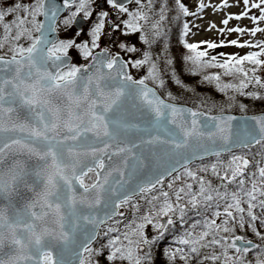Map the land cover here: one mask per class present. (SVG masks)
I'll use <instances>...</instances> for the list:
<instances>
[{"label": "snow or ice", "instance_id": "obj_1", "mask_svg": "<svg viewBox=\"0 0 264 264\" xmlns=\"http://www.w3.org/2000/svg\"><path fill=\"white\" fill-rule=\"evenodd\" d=\"M94 2L64 0V8L76 5V11L63 21L65 27L81 12L83 18L88 19L92 15L90 6ZM175 2L179 11L187 16L189 13L184 4L180 0ZM106 3L118 12L128 14L129 19L123 21L127 30L125 35L141 32L140 22L149 19L142 11L144 5L141 0H135L141 9L136 12H129L127 6L118 0H106ZM244 3L248 4V0H244ZM261 4H264V0H261ZM200 7L203 8V4ZM252 7L259 8L261 5L253 4ZM20 12L24 13L23 17L16 15L11 23H3L6 16ZM57 12L56 5L50 2L46 5V0H35L32 5L16 3L14 7H8L7 11H0L4 32L0 49L7 44L11 53L10 58L0 56V264H100L98 258L102 255L108 264H152L151 248L164 238L168 226L174 224L172 216L177 209L179 219L185 222V207L179 203L185 197L188 198L187 205L193 209L211 207L213 200H217L216 207L219 208L218 201L224 200L223 215L226 218L217 224L216 218L222 215L217 211L213 213V219L205 218L202 222L191 224L177 241L187 248V252L185 247L168 251L166 255L169 261L179 254L184 264H189L191 260H195L196 264H205V261H211V264H217L218 261L220 264H244L252 241L235 236L229 243L226 236L220 233L231 234L235 227H245L242 203H247L250 220L257 219L252 209L258 195L264 197V168L259 169V187L257 179H253L251 187L245 188V180L238 177L244 176L243 170L248 165L246 159L233 157L222 176L212 165V172L221 181L237 183L239 191L232 193L227 190L222 193L210 182L198 178L195 172L187 168V163L193 157H202H198L195 151L179 150L189 149L191 142L202 135L198 131L196 119L202 114L166 103L157 95L154 87H149L151 82L163 89L164 80L160 78L156 63H150L148 53L144 54L142 60L135 61H124L118 55L110 54L108 48L93 55V50L99 47L107 12L99 13L98 22L89 33L90 45L88 42L76 43L74 38H50L57 31ZM37 16L47 17V25L39 22ZM164 18L162 8L159 20L151 25L154 38L162 35L160 29ZM260 19L264 20V15ZM26 22L31 24V29L25 27ZM223 23L227 25L228 20ZM114 28L119 29V25H114ZM184 28L187 31L188 25L185 24ZM232 31L244 30L236 28ZM258 31L264 29L256 28L251 34L254 36ZM34 32L38 35H34ZM76 35L79 36L80 32ZM140 39L145 44L150 43L144 35ZM21 40L26 41L27 46L21 44ZM231 43L237 44L236 41ZM255 46L262 51L241 58L228 57L223 63H218L214 56L205 61L203 58L207 53L197 51L198 45L186 44L191 54L184 56V61L190 63L188 71L192 75H198L211 67L223 69L224 76L239 78L238 83H224L220 75L203 77L209 84L215 83V88L220 92L233 90L243 96L246 94L244 90L253 81L264 89V82L258 77H248V71L255 72L254 68L245 70L240 67L246 61L256 66L264 64L257 58L264 55V44ZM207 47L214 49L218 45L208 43ZM72 48L77 50L83 60L91 58V62L74 63L69 55ZM119 48L129 53L137 51L135 47H126L124 43L119 44ZM129 63L133 68L149 64L147 75L140 79L134 78L127 71ZM166 64H171V61H166ZM172 76L175 78V73ZM175 83L181 84L179 79ZM247 95L264 100V96L257 97L254 92ZM168 98L175 99L171 93H168ZM229 100L235 101V97L229 96ZM239 107L243 111L245 106L240 104ZM185 114L192 117L190 126ZM134 118L144 119L147 127L140 129L139 125L131 123ZM209 119L215 121L218 118ZM233 119L227 117L226 129L229 133ZM249 119L254 120L255 125L245 127L243 136L238 130L235 133L237 139L245 145L253 141L256 144L264 143V116ZM204 125L207 126V121ZM132 128L149 132L156 129L157 133L162 131L164 135H152L136 142L128 138ZM226 129L221 128L220 131ZM208 139H213V136L209 135ZM221 139L227 143L231 135L221 136ZM142 145L153 146L148 150L149 156H155L158 151L169 159L181 157L185 161L182 165L185 168L184 175L198 183V191H193L192 183H184V186L171 193L163 191L161 187L158 195H149L157 189V185L163 186V173L144 182L140 173L147 167L149 156H137L133 152L134 148ZM209 151L219 156V152L214 149L204 148L205 154ZM113 157L121 159L118 163H112ZM105 158L110 163H106ZM176 171L172 167L167 174ZM200 171L207 169L202 168ZM180 179V174L174 177V181ZM133 180L136 182L133 183ZM167 187L173 189V183ZM135 196H141L149 205L145 214L139 217L141 222L133 220L126 224L122 233L119 228H106L103 235L109 237L107 243L94 248L93 244L101 237V228L106 221L122 215L119 209L129 205ZM259 204L264 211V199ZM131 206L136 212L140 211L139 204ZM97 210L103 211L104 216L101 217ZM234 212L241 215L237 217ZM163 217H168L166 223L160 222ZM146 224L157 230L156 239L145 237ZM197 227L202 229L198 233L195 231ZM113 232L117 235L111 236ZM256 235L260 234L257 232ZM237 241L246 246H238ZM145 246L149 251H144ZM215 246L221 248L220 255L213 251L201 258V249ZM228 249H234L237 256L229 255ZM261 257H264V250H261ZM261 257L257 258V264H264V258Z\"/></svg>", "mask_w": 264, "mask_h": 264}, {"label": "trees", "instance_id": "obj_2", "mask_svg": "<svg viewBox=\"0 0 264 264\" xmlns=\"http://www.w3.org/2000/svg\"><path fill=\"white\" fill-rule=\"evenodd\" d=\"M34 3L35 0L32 2V4ZM180 3L184 4V6L188 9L189 14L187 16H185L179 11L175 0H152L151 4L149 3V0H141V4L144 5L142 11L148 16L149 19L147 21L140 22L142 25L140 37L141 35L146 36L150 43L145 44L143 40H141L142 56L139 60H142L144 58V54L148 53L151 57L150 63H156L157 70L160 72V78L164 80L163 89L156 87L161 93V95L166 99L170 100L168 98V93H171V95L175 97V99L170 101L183 103L193 107L195 110H203L208 113H234L239 115L264 113V100L253 99L251 96L247 95V93L254 92L256 93L257 97L264 96V89H261L258 85H256L255 81L249 84L248 88L244 90L246 94L242 96L234 92L233 90H228L226 93L220 92L215 88V83L209 84L207 81H204V75H220L221 80L224 83L239 82V78L234 79L230 76H224L223 69L209 67L207 69H204L198 75L190 74L188 68L191 65L190 63H185L184 56L191 54L185 47L186 44H191L187 39V34L189 33L190 28L191 13L189 11V6L187 5L186 0H180ZM32 4L30 3L29 5ZM162 8L164 9L165 17L164 20L161 22L160 30L162 35H160L158 38H154L151 25L159 20ZM16 15H20L22 17L21 13L15 14L11 18V21L16 18ZM29 19L30 18H28V20ZM185 24L188 25L187 31H185L184 28ZM25 27L31 29L32 26L30 23L26 22ZM33 34L35 35V32ZM3 36L4 32L2 31V33H0V41L3 40ZM20 43L24 44V46H27V42L24 40H21ZM261 44H264V42ZM257 45L260 44L257 43ZM197 51H204L207 53V55L203 58L205 61L210 60V58L214 56L216 57V62L223 63L228 58V56H225L218 49V47L214 49L208 48L206 44L198 46ZM261 51L262 49L256 46L252 53H257ZM252 53H246L241 56L234 57L241 58ZM0 56H11V53L8 51L7 44H5V47L3 49H0ZM257 58L261 61H264V55L258 56ZM168 60L171 61V64H166V61ZM259 66L263 67L264 64ZM259 66L253 65L252 63L246 61L240 67H243L245 70H250L254 68L255 72L248 71V77L251 78L253 75L259 77ZM148 67L149 64H144L143 66L138 68L140 78H143L145 75H147ZM173 73H175V78H173L172 76ZM261 78L264 79L263 77ZM176 79L180 80V85H177L175 83ZM149 84L153 85L151 82H149ZM181 85H183V87H181ZM229 96H234L235 101H230ZM240 104H243L245 106L243 111L239 107ZM233 157H246V160L248 161L246 169L243 170L244 176L238 177V179L242 178L245 180L244 187L250 188L253 179H257L259 187V169L260 167H264V143H261L252 148L243 149L236 152H230L207 160L199 161L193 163L187 168L195 172L198 178H203L206 182H210L213 187L218 188L222 193L225 190H227L228 193H232L239 191L237 183L233 182L229 184L227 183V181H221L219 176L215 175L212 172V165L216 166L217 172H219L222 176L224 175L225 170L228 168V164ZM202 168L207 169V171H200V169ZM184 173L185 169L178 173L181 176L180 180L174 181V176L171 179L165 181L163 183V186L159 185L157 189L149 195H158L161 187L163 188V191H169L171 193L174 189H178L179 187L184 186V183H192L193 191H198V183L196 181L188 179L186 175H184ZM253 174H255V177L253 176ZM169 183H173V189H169L167 187ZM261 199H264V197H260L258 195L257 200L253 202L255 204V207L252 209V211L253 214L257 216V219L255 221H251L247 215V203H242L241 207L245 209V212L243 213L244 220L246 222L245 227L239 228L237 226L235 227L234 232L231 234H224L222 232L220 233V235L226 236L229 243H231V240L234 239L235 236H241L245 240L254 241L257 244L258 247L253 250H250L247 256L244 257V264H257V258L261 257V250H264V239H261V237H264V223H262V221H264V211H262L259 204V201ZM218 202L220 207H225L224 200H219ZM216 204L217 200H213L211 202V207L200 206L198 208L193 209L190 205H187L186 202L187 209L185 210V222H181L178 216L173 218L174 224L168 226V230L165 232L164 238L160 239L151 248L152 264H184V261L180 260L179 254H177L175 259L170 262L168 256L166 255V252L174 251L178 247H185L178 244V238L183 235L186 229L190 228L191 224L197 221L202 222L205 218H207L208 220L213 219V213L218 209L216 207ZM138 214L139 213H136L134 216L133 213H130L126 216L121 215L113 221L109 222L108 225L102 228L101 237L98 238L96 243H94L93 247L98 248L101 246V244L107 243L109 237L103 235V232L106 228H119L120 232L122 233L123 231H125L124 226L135 220V216H138ZM234 215L238 217L241 214L234 212ZM225 218L226 217L222 215L221 219L219 220L220 223ZM201 230V228L197 227L195 231L198 233ZM257 232L260 234L259 236L256 235ZM110 235L115 236L117 235V233L113 232ZM210 238L211 237H209V239ZM144 251H149V248L146 247ZM213 251L215 252V254L220 255L222 250L219 246H215L214 248L209 247L201 249V258L204 254L212 253ZM185 252H187L186 247ZM228 253L233 257L237 256V253L234 249H228ZM98 259L100 261V264H108L103 255L100 256ZM217 263L220 262L218 261ZM117 264H120V262H117ZM124 264H126V262H124ZM189 264H196V262L195 260H191L189 261ZM205 264H211V261H205Z\"/></svg>", "mask_w": 264, "mask_h": 264}, {"label": "rangeland", "instance_id": "obj_3", "mask_svg": "<svg viewBox=\"0 0 264 264\" xmlns=\"http://www.w3.org/2000/svg\"><path fill=\"white\" fill-rule=\"evenodd\" d=\"M97 1V0H95ZM187 5L189 6V11L191 13L190 17V34L188 36V40L192 44H196L198 46L208 43H214L218 45V49L228 57L232 56H241L242 54L252 53L255 49V45L264 42V31H258L253 36L251 33L254 29H264V20H261V15H264V4H261V0H248V4L244 3V0H186ZM30 4V3H29ZM28 4V5H29ZM94 3L91 4L93 6ZM203 4V8L200 5ZM253 4H260L261 7L256 8L252 7ZM11 6V1L9 0H0V11H3L5 8L7 9ZM96 6V4L94 5ZM92 19L95 21V15L92 12ZM232 17V19H229ZM236 17H240V19H236ZM253 17L255 20H253ZM128 14L125 13L122 21L128 20ZM224 20H228L227 25L223 23ZM114 25H119V29H115ZM243 29L242 32L232 31V29ZM127 30L124 28L123 23H115L109 21L107 18L105 19V28L102 31V36L100 38L101 44L103 46L113 47L115 50L120 51V53L124 54V57L130 61H133V55L140 52L141 45L140 40L136 33L125 35L124 33ZM76 31L70 29L68 31L67 38H74L76 43H79L82 36L76 35ZM232 41H236L237 44H232ZM99 43V42H98ZM124 43L126 47H135L137 49L136 52L129 53L125 49H120L119 44ZM239 45H245L244 47H240ZM72 54L75 57V63L81 64V62H87L79 57V54L75 48L70 49ZM139 53L135 58H140ZM134 58V59H135ZM263 65V64H261ZM132 75L138 78L139 69L133 68ZM259 79L264 81L261 77L264 78V66H259ZM246 159V157H244ZM137 202H146L144 199H137L133 201V203ZM187 198L180 201V205L186 206ZM149 208V205L146 206L144 211ZM219 211L222 215L224 212V207L218 208L215 212ZM214 212V213H215ZM171 215V214H170ZM222 215L217 218V223H220V219ZM179 217V209L172 218ZM168 218V217H163ZM160 219L162 223L164 220ZM145 231H147L151 237H154L158 234L157 230L153 228L152 225L146 224ZM145 237L149 238L150 236L145 233ZM136 237H133L135 239Z\"/></svg>", "mask_w": 264, "mask_h": 264}, {"label": "water", "instance_id": "obj_4", "mask_svg": "<svg viewBox=\"0 0 264 264\" xmlns=\"http://www.w3.org/2000/svg\"><path fill=\"white\" fill-rule=\"evenodd\" d=\"M130 1L131 0H118L119 3H122L124 5ZM49 2L52 4H55L57 9H58L57 17H56V22H57L58 17L65 10V8L63 6L64 0H46V5ZM50 15H51V13H49V16ZM47 19H48L47 17L43 16L42 22L45 23V25H47ZM50 38L56 39L57 38L56 32L52 33ZM120 58L122 59V57H120ZM105 71H106V69H105ZM127 71H128V69H127ZM149 87H153V86L149 85ZM155 91L157 92V95H159L161 97V99L165 100L166 103H172V104H175L177 107L188 108V109H191L195 112L202 114V115H199L196 117V119L198 121V125H197L198 131L200 133H202V135L200 137H198L196 140H193L191 142L189 149H187V150L180 149L179 150L180 152L195 151L197 156L202 157V158L193 157L187 163V166L191 165L192 163H194L196 161H200V160L208 159V158L213 157V156H217L212 151H209L207 154H205L204 148H208L210 150L214 149L215 152H219V155H222L226 152L235 151V150H238L241 148H246V147H251V146L257 145L254 141L250 144H247V145L242 144L237 139L235 133L239 130L241 136H243L245 127L255 125V121L252 119H249V118L264 116V113H258V114H252V115H238V114H231V113L209 114V113H206L204 111H196L188 105L168 101L158 92V90L156 88H155ZM185 115H186L187 120L189 121V126H190V122H191L192 117L188 116L187 114H185ZM209 117H217L218 119L215 121H212L209 119ZM227 117H234L235 118L230 122L231 126H232L231 133H229L226 129V126L228 123ZM205 121H207V126L204 125ZM131 123L139 125L140 129H144L147 127V123L144 119L134 118V119H131ZM217 125H219V127H217ZM168 127H172V125H168ZM221 128H225L226 130L224 132H221L220 131ZM157 134H159L161 136L164 135V133L162 131L157 133L156 129H151V131L149 132V131H143V130L138 131L136 128H132L128 132V138H129V140L139 142V140L141 138L148 139V138H150V136L157 135ZM209 135H212L213 139H211V140L208 139ZM228 135H231V139L228 140L227 143H225L224 140L221 139V136H228ZM200 145H203V147H200ZM129 146H131V145H129ZM152 147L153 146L142 145L140 148H134L133 152L137 156H141V154H143L144 156H149L148 150ZM120 159H121V157H113L112 163H118L120 161ZM105 160H106V163H110L107 160V158H105ZM184 163H185V161L179 156H177L174 159H169L163 153H160L157 151V154L155 156H149V158L146 160L147 167L142 169L140 176L143 177L144 182H147V180L155 179L156 175L163 173V181H165L167 178L171 177L176 172H179L180 170H182L184 168L182 166ZM172 167H175L177 171L172 172L171 175H168L167 171H170ZM154 169H158V171H153ZM135 182L136 181L133 180V183H135ZM97 211L99 212V215L101 217L104 216L103 211H101V210H97ZM117 216H115V217H117ZM115 217H113V218H115ZM108 221L109 220H107L106 223ZM237 245L240 247L246 246V245H243L240 241H237ZM255 246H256V244L252 242V245L249 246L250 250L254 249Z\"/></svg>", "mask_w": 264, "mask_h": 264}, {"label": "flooded vegetation", "instance_id": "obj_5", "mask_svg": "<svg viewBox=\"0 0 264 264\" xmlns=\"http://www.w3.org/2000/svg\"><path fill=\"white\" fill-rule=\"evenodd\" d=\"M95 4H96V6H94ZM95 4H93V6H90L91 11L95 15V21H93L92 19L90 20V18H92L93 15H91L88 19H84L83 13L81 12L75 17V19L72 21V23L68 27H65V25L63 24V21L65 20V17L69 18L71 16V14L74 11H76V5H75V7H73V5H72L70 8H67L68 10L64 13L65 14L64 17L62 16L59 19L58 24L56 25L57 31L59 32L60 37H61L60 39L65 38V35H67L68 31H70L69 27L74 26L76 20H81V18H82L84 21L83 27L79 30L75 29V31L80 32V35L82 36L79 43L88 42L90 45L91 44V37H90L89 33H90L92 27L95 25V23L98 22L97 18H98L99 13L101 11L108 13V16L106 18L109 21H112L115 23H119V22L123 23L122 18H123L125 13H120V12H118L117 9L112 8L111 5L106 3V0H97V1H95ZM132 6H133L132 4L127 6L129 12H132L134 10V8ZM101 36H102V34H101ZM101 43H102L101 40H99V47L94 49L93 53L96 51L102 50L103 48H108L110 50V54H113V55L121 54L120 51L115 50L113 47L110 48L109 46H103ZM84 63H81V64H84ZM166 221L167 220H165L164 223H166ZM157 236H158V234L155 235L154 237H152V239H156Z\"/></svg>", "mask_w": 264, "mask_h": 264}, {"label": "bare ground", "instance_id": "obj_6", "mask_svg": "<svg viewBox=\"0 0 264 264\" xmlns=\"http://www.w3.org/2000/svg\"><path fill=\"white\" fill-rule=\"evenodd\" d=\"M253 243H255L254 241H252Z\"/></svg>", "mask_w": 264, "mask_h": 264}]
</instances>
